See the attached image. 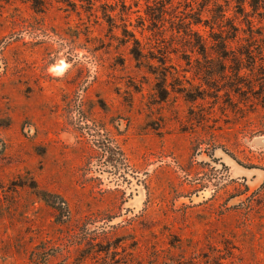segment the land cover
<instances>
[{
    "label": "rangeland",
    "instance_id": "rangeland-1",
    "mask_svg": "<svg viewBox=\"0 0 264 264\" xmlns=\"http://www.w3.org/2000/svg\"><path fill=\"white\" fill-rule=\"evenodd\" d=\"M216 1L0 0V264H264V9Z\"/></svg>",
    "mask_w": 264,
    "mask_h": 264
},
{
    "label": "trees",
    "instance_id": "trees-1",
    "mask_svg": "<svg viewBox=\"0 0 264 264\" xmlns=\"http://www.w3.org/2000/svg\"><path fill=\"white\" fill-rule=\"evenodd\" d=\"M37 1V0H35ZM237 6L242 9L241 11L245 10V3L247 2L252 10L256 12L259 9H264V0H235ZM215 3L217 1L215 0ZM37 2H35L34 7H37ZM215 14L211 17H203L202 13H204V6L203 8L199 9V12L194 13L193 16L189 18L187 21H183V26L177 27V32L181 33L184 36L189 38L194 37L202 50L207 48V40L209 37L213 39H219L221 41L220 49L224 50L226 48L227 42L237 36V32L239 28L234 24L233 19H231L227 15L228 4L227 8L216 4ZM193 8H191L192 10ZM263 16H264V12ZM155 23V21H152ZM199 25H203L205 28H208L209 36L205 37L203 33H201ZM218 30V31H216ZM195 46V45H194Z\"/></svg>",
    "mask_w": 264,
    "mask_h": 264
},
{
    "label": "water",
    "instance_id": "water-1",
    "mask_svg": "<svg viewBox=\"0 0 264 264\" xmlns=\"http://www.w3.org/2000/svg\"><path fill=\"white\" fill-rule=\"evenodd\" d=\"M259 137H263V136H259ZM257 138V137H256ZM254 144H256L257 146H260V147H264V144H261L257 141H254Z\"/></svg>",
    "mask_w": 264,
    "mask_h": 264
}]
</instances>
